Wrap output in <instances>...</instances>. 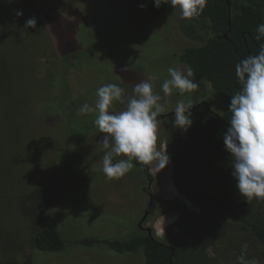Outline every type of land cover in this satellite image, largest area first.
<instances>
[{"label":"rangeland","instance_id":"374dc122","mask_svg":"<svg viewBox=\"0 0 264 264\" xmlns=\"http://www.w3.org/2000/svg\"><path fill=\"white\" fill-rule=\"evenodd\" d=\"M150 1H39L38 9L43 11L42 28L47 40L41 54L33 53L39 67L35 81H31V85L14 83V93L11 92L5 101L11 116H0L9 120L7 122L20 124L24 130L22 149H25L23 143H27L29 160L38 157L25 169L47 181L48 187H56L57 201L48 223L56 225L64 235L66 249L59 253H43L30 248L7 251L6 261L2 264H27L28 261L31 264L145 263L141 251L119 255L101 244L87 247L76 243L85 239L122 240L143 233L138 224L144 210V204H140L141 200L144 201L140 170L134 165L122 178L108 179L102 171L105 150L98 143L105 134L100 133L93 123L96 113L79 115L78 108L84 103L94 107L98 99L96 90L108 83L122 87L126 99L134 94V85L149 76L157 77L153 81L154 92L163 97L162 103L167 109L163 116L172 114L179 100L187 102L189 99L193 105L200 100L208 101L211 109L223 116L229 111L231 100L230 96L214 91L206 82H197L200 87L190 94L180 95L174 90L171 96L164 95L161 86L170 78L168 68H184L178 61L179 54L186 47L203 44L211 33L205 23L196 18L184 19L180 12L163 18L149 17L146 6ZM9 21L10 17L6 16L0 19V36L6 38L10 56H16L19 63H24L22 67L17 63L20 73L31 49L28 51L19 46L23 39L20 44L11 46L13 34L4 35L2 32L3 24ZM17 25L21 27L16 20ZM183 30L190 31L191 36ZM23 31L24 28L20 30ZM19 93L23 95V102L31 98L35 100L23 111L13 96ZM125 107L126 103L115 102L116 111ZM174 118L160 120L158 126V138L165 146V135ZM86 126L92 128L90 134L84 136L77 131ZM156 176L158 190L166 203L178 200L194 215L212 216L210 211L197 207L179 193L173 183L171 162ZM35 179L34 174H28L25 183L15 189L21 195L35 191ZM162 216L166 217L164 229ZM15 220L20 222L18 226L26 234L28 223L19 216ZM200 225L196 219L170 211L154 216L144 226L151 228L154 236L162 242L191 243ZM239 237L238 229L222 226L217 249L227 251V247ZM215 250L210 251L212 257L219 251ZM225 257L226 253L222 259Z\"/></svg>","mask_w":264,"mask_h":264},{"label":"trees","instance_id":"16d2710c","mask_svg":"<svg viewBox=\"0 0 264 264\" xmlns=\"http://www.w3.org/2000/svg\"><path fill=\"white\" fill-rule=\"evenodd\" d=\"M39 1L0 0V19L10 17V21L3 24V34H13L11 46L20 44L23 39L19 46L28 51L31 49L28 61L19 73L17 63L21 67L24 63H19L16 56H10L6 38L0 36V114L5 117L11 116L5 101L11 96L13 84H33L31 81H35L39 69L33 53L41 54L46 48ZM17 11H22L23 16H17ZM177 12L178 8L173 9L167 4L158 9L154 0L146 6V14L152 18ZM30 18L37 20L35 29L25 28ZM196 19L206 24L211 36L199 46L183 49L178 61L184 68L190 66L193 69L196 82H206L214 91L231 97L241 88L235 74L236 63L257 54L259 45L264 43V38L255 39V29L264 23V0H208L206 9ZM16 20L21 27H16ZM22 28L24 31L20 32ZM183 31L191 36L190 31ZM13 96L18 99V108L22 111L35 101L31 98L23 102L21 93ZM191 113L192 127L185 132L171 124L165 135V144L173 165L175 187L188 201L210 211L212 216L194 215L178 200L164 204V212L178 211L188 219L199 221L201 225L192 242L167 243L154 234L140 233L122 240L85 239L76 243L87 247L101 244L119 255L141 251L144 264H237L241 246L246 242V258H255L259 264H264V199L248 201L236 187L231 157L223 142V134L230 127L231 114L227 111L218 117L206 106L192 108ZM7 121L0 116V264L6 261L7 251L30 248L43 253H59L66 249L64 235L56 225L48 223L57 201L56 187H48L47 181L25 169L38 157L29 160L30 148L27 149V143H23L25 149L21 145L24 130L19 123ZM77 131L85 136L92 128L86 126ZM28 174L36 176V190L21 195L15 187L25 183ZM17 216L28 223L26 234L18 226ZM224 225L238 229L241 234L227 251L217 249L218 233ZM213 249L219 250L215 257L210 253ZM224 253L226 257L222 259Z\"/></svg>","mask_w":264,"mask_h":264},{"label":"clouds","instance_id":"9594fccd","mask_svg":"<svg viewBox=\"0 0 264 264\" xmlns=\"http://www.w3.org/2000/svg\"><path fill=\"white\" fill-rule=\"evenodd\" d=\"M159 9L170 5L179 9L181 17L193 19L199 17L207 7L208 0H154ZM144 5H141L143 8ZM17 16H23L17 11ZM37 20L30 18L25 23L26 29H35ZM255 39L264 38V23L255 29ZM169 79L162 83V92L171 96L174 90L180 95L192 93L200 87L194 79L195 73L190 66L168 68ZM235 74L241 88L231 96L229 104L230 127L223 134L225 150L230 154L232 175L240 194L248 201L253 198L264 199V43L259 45L255 55L240 59L235 65ZM156 76H149L136 83L133 95L125 99V90L115 83H108L96 90L98 99L95 106L88 103L78 108L79 115L96 113L93 123L102 139L104 155L102 171L108 179H120L129 173L136 163L147 167L149 174H158L166 169L171 158L167 147L158 144V126L162 114L167 111L162 103L163 97L154 92L153 81ZM115 102L126 103L122 111L115 110ZM189 99L179 100L175 106L173 126L187 131L192 127ZM163 229L166 217L162 216ZM248 244L241 246L237 264H259L255 258H246Z\"/></svg>","mask_w":264,"mask_h":264},{"label":"flooded vegetation","instance_id":"af4514ba","mask_svg":"<svg viewBox=\"0 0 264 264\" xmlns=\"http://www.w3.org/2000/svg\"><path fill=\"white\" fill-rule=\"evenodd\" d=\"M195 100V98H194ZM205 103H208V101H198L193 108L199 107V106H206ZM210 105V104H209ZM211 106V105H210ZM192 110V109H191ZM166 117L159 118L161 120H166L167 118H170L175 115H165ZM162 143V139L158 138V144ZM133 164L136 168H138L143 176V180H141V194L144 196V201L141 200L140 204H144V210L142 214V219L147 215L146 221L142 224V227L139 228L141 232L153 236V231L151 228H147L144 225L149 223L151 219H153L154 216L160 215L161 213H164V204H166L164 197L161 195V192L158 190V177L155 174H149L147 171L148 166L140 165L136 163L135 160H133ZM139 222V224H140ZM138 224V226H139Z\"/></svg>","mask_w":264,"mask_h":264},{"label":"water","instance_id":"95a60500","mask_svg":"<svg viewBox=\"0 0 264 264\" xmlns=\"http://www.w3.org/2000/svg\"><path fill=\"white\" fill-rule=\"evenodd\" d=\"M225 38H226V36H225ZM205 105H206V107L209 109V110H211V107H210V105L208 104V103H205ZM171 115H175L174 113H172ZM218 117H220L218 114H216ZM166 116H161L160 118H165ZM158 119H159V117H158ZM146 218H147V215H145V217L142 219V221L140 222V224H139V228H141L142 227V224L146 221Z\"/></svg>","mask_w":264,"mask_h":264}]
</instances>
